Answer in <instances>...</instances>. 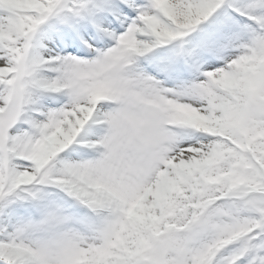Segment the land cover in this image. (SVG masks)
<instances>
[{"label": "snow or ice", "instance_id": "1", "mask_svg": "<svg viewBox=\"0 0 264 264\" xmlns=\"http://www.w3.org/2000/svg\"><path fill=\"white\" fill-rule=\"evenodd\" d=\"M0 264H264V0H0Z\"/></svg>", "mask_w": 264, "mask_h": 264}]
</instances>
